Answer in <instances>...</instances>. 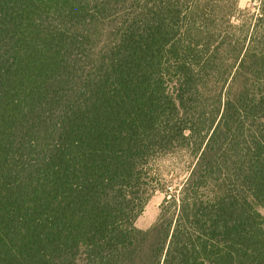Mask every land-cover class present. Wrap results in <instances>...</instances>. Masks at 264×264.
Listing matches in <instances>:
<instances>
[{"label": "trees", "instance_id": "trees-1", "mask_svg": "<svg viewBox=\"0 0 264 264\" xmlns=\"http://www.w3.org/2000/svg\"><path fill=\"white\" fill-rule=\"evenodd\" d=\"M0 0V264H264V0ZM192 157L157 223V160Z\"/></svg>", "mask_w": 264, "mask_h": 264}, {"label": "rangeland", "instance_id": "rangeland-1", "mask_svg": "<svg viewBox=\"0 0 264 264\" xmlns=\"http://www.w3.org/2000/svg\"><path fill=\"white\" fill-rule=\"evenodd\" d=\"M250 0H240L241 8L252 7ZM192 157L185 152L167 154L157 160V179L162 190L154 193L143 213L138 218L136 226L142 230L151 229L158 221L161 205L167 198V193H177L182 184L188 177V172L191 166Z\"/></svg>", "mask_w": 264, "mask_h": 264}]
</instances>
